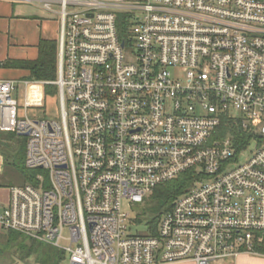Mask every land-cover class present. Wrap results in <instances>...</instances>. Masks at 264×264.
<instances>
[{
    "label": "built area",
    "instance_id": "obj_1",
    "mask_svg": "<svg viewBox=\"0 0 264 264\" xmlns=\"http://www.w3.org/2000/svg\"><path fill=\"white\" fill-rule=\"evenodd\" d=\"M13 1L60 16L59 117L20 114L16 81L0 79V131L25 136L40 170L7 187L0 228L68 264L262 255L264 0ZM226 116L244 140L222 134ZM191 172L155 234L132 231L126 203Z\"/></svg>",
    "mask_w": 264,
    "mask_h": 264
},
{
    "label": "trees",
    "instance_id": "obj_2",
    "mask_svg": "<svg viewBox=\"0 0 264 264\" xmlns=\"http://www.w3.org/2000/svg\"><path fill=\"white\" fill-rule=\"evenodd\" d=\"M57 52L58 42L55 40H40L38 44V56L34 60H5L0 62L2 68L25 69L29 72L27 78L40 81H53L57 78ZM222 134L231 133L239 140L245 139V133L239 125L231 122L227 116L223 118ZM25 138L14 132L0 131V156L3 169H11L20 174L23 181L30 182L33 175L40 170H30L25 166ZM193 173L182 174L178 178L157 186L150 197V205L158 214L148 222L150 233L155 234L157 224L165 212H167L177 196L192 186ZM5 185L0 183V187ZM147 204V200L144 204ZM138 221V219L136 218ZM7 247H15L18 259L23 262L31 257L38 264H59L64 259V252L52 245L30 238L20 232L6 230ZM258 252L264 254V240L257 247ZM5 251L2 249L1 252Z\"/></svg>",
    "mask_w": 264,
    "mask_h": 264
},
{
    "label": "rangeland",
    "instance_id": "obj_3",
    "mask_svg": "<svg viewBox=\"0 0 264 264\" xmlns=\"http://www.w3.org/2000/svg\"><path fill=\"white\" fill-rule=\"evenodd\" d=\"M0 1L6 2L9 6L13 7L14 16H17L18 18H39L40 20L46 19L48 21H55L58 31L60 30V16L58 14L48 12L28 2L13 0ZM54 8L56 7L54 6ZM48 26L49 28H52L49 24ZM34 29L35 27L31 22L21 25V32L32 31ZM44 82V84L30 83L27 86H25L24 82H15V89L12 92V97L17 101V108L20 111V114L23 113V107L27 105V115L31 118L50 119L59 117L58 87L53 84L52 81ZM23 137L26 140V137ZM0 183L5 185L0 188V200H5L7 196V187L25 184L18 172L11 169H3L2 166L0 171ZM150 197L151 194L146 198L147 204L126 203L127 208L131 211L132 219H138V225H131L132 231L147 232L148 222L158 214L157 210L150 205ZM6 233V230L2 228L0 229V264H38L34 257L21 262L15 253V247L13 248L10 246L5 248L4 245L6 244L7 239V236H5ZM2 249L5 251L1 252ZM64 254V259L60 261L59 264H68V257L66 253ZM231 262L234 264H264V254L260 256L246 254L240 255L236 259L232 258Z\"/></svg>",
    "mask_w": 264,
    "mask_h": 264
},
{
    "label": "crops",
    "instance_id": "obj_4",
    "mask_svg": "<svg viewBox=\"0 0 264 264\" xmlns=\"http://www.w3.org/2000/svg\"><path fill=\"white\" fill-rule=\"evenodd\" d=\"M29 22L34 25L35 29L21 32V25ZM48 24L54 29L49 28ZM40 40H55L58 42L59 31L55 21L40 20L39 18H18L14 16L13 7L6 2L0 1V62L5 60L24 61L36 59ZM28 75L29 72L25 69L0 67V79L24 82V84L26 83L25 86L30 83L44 84V81L27 78ZM27 111L28 106L26 113ZM172 264L193 263L185 261Z\"/></svg>",
    "mask_w": 264,
    "mask_h": 264
},
{
    "label": "water",
    "instance_id": "obj_5",
    "mask_svg": "<svg viewBox=\"0 0 264 264\" xmlns=\"http://www.w3.org/2000/svg\"><path fill=\"white\" fill-rule=\"evenodd\" d=\"M24 135H26V134H24Z\"/></svg>",
    "mask_w": 264,
    "mask_h": 264
}]
</instances>
